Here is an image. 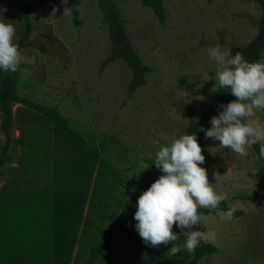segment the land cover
<instances>
[{
	"label": "rangeland",
	"instance_id": "1",
	"mask_svg": "<svg viewBox=\"0 0 264 264\" xmlns=\"http://www.w3.org/2000/svg\"><path fill=\"white\" fill-rule=\"evenodd\" d=\"M113 1L132 48L150 69L144 85L127 97L131 73L125 64L114 60L100 69L110 45L95 0H81L78 26L72 24L66 2L61 10L49 4L31 13L29 38L41 50L20 51L17 92L31 102L55 108L77 136L34 110L14 105L12 136H20L21 131L36 138L31 141L33 149L11 146V162L0 177V189L10 185L21 196L52 189L56 201L65 202L69 193L73 216L78 214L81 244L94 242L97 230L119 214L128 190L141 191L158 175L149 164L157 149L153 141L164 144L183 134L188 124L184 112L194 118L206 112L213 93L208 75L216 71L207 49L218 44L245 45L254 38L261 15L252 0H161L165 17L160 22L139 0ZM0 21L14 26L16 44L23 29L18 12L2 10ZM256 118L264 124V109L247 119ZM258 142V155L248 145L247 155L240 156L218 141L203 140L210 157L201 167L209 183L217 194L226 193L230 207L243 215L229 220L215 212L201 218L204 232L213 233L210 241L223 250L201 257L196 264H264V138ZM134 223L132 215L124 232L133 238L122 242L118 238L117 250H128L140 240ZM172 231L182 236L175 224ZM13 240L25 246L21 255L28 254L27 241ZM76 250L79 257V245ZM124 260L106 256L102 264Z\"/></svg>",
	"mask_w": 264,
	"mask_h": 264
},
{
	"label": "trees",
	"instance_id": "2",
	"mask_svg": "<svg viewBox=\"0 0 264 264\" xmlns=\"http://www.w3.org/2000/svg\"><path fill=\"white\" fill-rule=\"evenodd\" d=\"M142 6L149 7L156 18L162 22L165 17V11L161 0H139ZM254 4L259 6L261 15L257 22V30L253 39L243 46L229 45L225 46L231 49V54L241 52L244 58L250 62L259 61L261 58L260 51H264V0H252ZM62 2L68 3L69 16L72 24L78 26V17L80 13L81 0H31L28 2H18L17 0H0V11L5 9H13L20 15L23 22V29L16 43L18 50L25 48H38L39 46L30 40V34L33 29L30 14L36 13L40 9L47 7L49 4L54 5L61 10ZM96 6L102 16V21L107 26V40L110 45L109 54L100 64V69L107 67L114 60H121L131 73L126 93L127 97L131 96L134 91L143 86L145 83L144 76L150 69L143 65L132 48L128 35L124 29V22L120 17V10L113 0H95ZM40 48V47H39ZM41 50V48H40ZM20 65V64H19ZM215 72L208 75L207 85L214 86L213 80ZM18 68L15 72H0V132L3 135V142L0 145V177L3 168L11 162L9 151L12 145L20 144L24 149H33L34 138H28L21 131L17 138L12 136L13 113L12 107L16 104L27 107L26 109L34 110L41 115L42 119L53 122L59 129L67 134L76 135L67 126V120L55 108H49L45 105L37 104L29 101L25 96L19 95L17 87L19 85ZM228 89L213 90L209 97L206 112L198 117H191L184 112V117L188 119V124L184 133H195L198 144L201 146L204 160L209 159L210 155L203 145L205 139L204 131L210 127L209 119L217 114V105L226 104L230 100L235 99ZM26 118H28L26 116ZM183 133V134H184ZM31 139V140H30ZM250 147L256 154H259V142L251 144ZM98 151L94 159L98 157ZM149 161V164L157 169ZM17 169V168H16ZM15 169V170H16ZM158 170V175L149 182L141 191L128 190L120 212L110 220V224L106 228L98 229V241L91 247L90 252L84 264H94V260L102 250L120 235L128 223L129 217L134 213L135 202L140 193L159 177L162 173ZM52 190V189H51ZM45 189L44 192L38 191L35 194L19 195V191L14 190L10 185H4L0 189V237L4 236L0 242V246H8L13 250L25 248L20 242L13 240V237L27 241L29 247L28 254L22 256H11L1 258L11 261L39 263L50 262L52 264H69L73 253V247L77 237V221L78 214L73 216V203L70 201L68 193L65 202L56 201L57 193ZM85 195V194H84ZM84 197L82 199V202ZM230 199L221 201L216 209L198 208V213H202L201 218L214 214L217 211L225 212L229 207ZM81 203V207H82ZM80 211V210H79ZM241 211L235 210L231 219L242 216ZM200 231L204 232L201 226V219L196 226ZM12 242L8 244V242ZM12 250V252H13ZM217 248L209 243H201L191 254L190 259L184 264H196L198 260L206 255L215 253ZM15 252V251H14ZM16 254V253H15ZM166 255V254H165Z\"/></svg>",
	"mask_w": 264,
	"mask_h": 264
},
{
	"label": "clouds",
	"instance_id": "3",
	"mask_svg": "<svg viewBox=\"0 0 264 264\" xmlns=\"http://www.w3.org/2000/svg\"><path fill=\"white\" fill-rule=\"evenodd\" d=\"M14 32L11 23L0 21V72H15L22 60L13 43ZM207 55L216 64L213 90L228 89L235 99L217 105V114L208 121L210 127L202 129L205 138L245 156L246 146L264 138V124L258 118L247 119L264 109V62H250L241 52L231 54L230 48L219 44L210 46ZM260 56L264 59V51ZM153 144L157 149L152 164L162 174L137 197L132 227L148 247L173 242L169 256L180 251L192 253L213 236L196 227L202 215L198 208L216 209L227 200V194H217L209 183L195 133L180 134L164 144L154 140ZM234 211L229 207L224 217L230 220ZM174 224L183 235V244L174 243L178 239L172 231Z\"/></svg>",
	"mask_w": 264,
	"mask_h": 264
},
{
	"label": "crops",
	"instance_id": "4",
	"mask_svg": "<svg viewBox=\"0 0 264 264\" xmlns=\"http://www.w3.org/2000/svg\"><path fill=\"white\" fill-rule=\"evenodd\" d=\"M15 146H17L21 151H24V148L20 144H16ZM16 168H18V167L15 166L14 169H16ZM230 201H231V199H230ZM217 212L219 213V215H221L220 214L221 211H217ZM128 223H129V221H128ZM124 231H125V229L123 230V233L118 235L108 245V247L106 249H104L101 252H99V254L97 255V257L94 260L95 264H98V262H100L102 264L105 261V257L106 256H110L111 258L114 257V258H118V259L125 258V260L122 261L119 264H129L130 262H131V264H184L187 260L190 259V254L191 253H188V257L186 259L183 258V256L187 254L186 251H180V252H177L175 255L169 256L168 253H167L168 252V248L171 246V243H173V242H169L168 245L160 244L157 247L153 248V247H148L147 245L143 244L141 238H140V240L136 239L135 242H133L134 245H132V247L129 248L128 250H126V249L123 250L121 248L119 250H117V245H118L117 243L118 242H116V241H119L118 238H120L121 242H122V239H128L127 237L133 238L132 235H130L127 232H124ZM97 232H98V230H97ZM136 235L139 237L138 234H136ZM177 235H178V239L174 243H176L177 245L183 244V235L180 236L178 233H177ZM93 237H94V242L91 241L90 243H88V241H87L86 243L81 244L80 243V235H77L76 241H75V244H74V247H73V253H72V256H71V260H70L71 262H73L74 260L75 261L83 260L82 264H84L88 254L90 252L91 247H93L98 241L97 233ZM3 238H4V236L0 237V240L2 241ZM208 241L211 242L210 240H208ZM209 242H206V243H209ZM209 244H212L213 246H215L217 248V251L219 250V246H218V244L216 242L215 243L211 242ZM78 245H79V257L77 255L78 252L76 253V251H77L76 249H77ZM80 246L84 247V250H83L82 253L80 251ZM12 250L13 249H11L8 246L2 247V245H1L0 246V256L1 257L2 256L11 257V256H15V255H17L19 257L22 256L21 255V249H17V252H16V250H14L15 252H13V255H10L9 252H11ZM221 250H223V249H220L218 251V253L219 252L221 253ZM218 253L215 252V253H212V254L217 255ZM121 254H123L124 256L118 257ZM78 258H81V259H78ZM71 262H69V264H71ZM0 264H31V263H27L25 261H23V262L11 261L9 259L1 258ZM33 264H52V263L43 261V262L33 263ZM106 264H108V263H106Z\"/></svg>",
	"mask_w": 264,
	"mask_h": 264
}]
</instances>
